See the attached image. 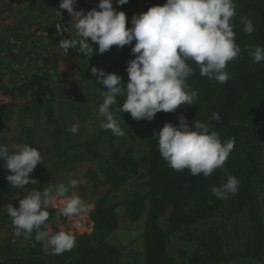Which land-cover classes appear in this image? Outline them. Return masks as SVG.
<instances>
[{
  "label": "rangeland",
  "instance_id": "1",
  "mask_svg": "<svg viewBox=\"0 0 264 264\" xmlns=\"http://www.w3.org/2000/svg\"><path fill=\"white\" fill-rule=\"evenodd\" d=\"M165 2L152 0L138 14ZM235 4L236 16L230 23L241 53L227 62L225 68L233 89V101L225 112V127L214 129L217 120H211L213 112L219 114L226 106L224 84L202 77L198 67L189 61L194 71L186 83L197 92L195 104L180 105L173 112L160 111L151 121L136 120L128 112L118 111L126 97L117 96V104L111 106V111L124 135L117 137L110 130H103L100 127L103 118L97 116V111L105 88L92 75L91 68L115 73L122 84L127 83L126 65L135 58L131 52L135 41L123 47L112 46L99 54L98 45L89 38L93 48L90 57L76 51L68 76L47 96L36 102L12 105L3 117L0 144L7 145L10 151L13 144H28L38 148L42 157L41 164L29 174L37 183L10 190H15L14 204L34 188L43 190L51 181L73 173V179L82 181L74 191L91 206L90 212L97 209L98 219L104 218L105 212L107 219V211L114 214L116 229L106 241L118 249L121 263L144 264L145 216H132L148 208L150 196L169 193L171 205L165 208L158 224L170 232L169 253L177 264H186L188 258H200L202 264H264V61L254 64L246 50L257 45L264 47V30L260 32L264 0H235ZM51 9L60 11L55 6ZM241 16L255 25L251 35L243 32ZM126 27H132L131 19L126 20ZM181 116L189 126L195 120L210 122V131L217 132L222 142L235 139L234 149L223 167L207 177L191 176L187 169L174 171L158 152L153 133L164 123L178 127ZM74 124L78 125L75 134L68 131ZM10 174L0 161V182ZM229 175L240 181L237 193L229 194L225 200L216 198L210 187L220 186ZM244 185L259 214L261 225L256 231L239 200ZM1 193L4 195L6 191ZM12 200L0 205V213H7V205L13 206ZM64 229L69 230L65 226ZM203 239H211L214 245L218 240L225 258L222 263L213 253L204 258ZM33 243L31 249L5 247L4 253L9 258L2 264H52L39 242L34 239ZM70 259L71 256L62 261L58 258L53 264H66Z\"/></svg>",
  "mask_w": 264,
  "mask_h": 264
},
{
  "label": "clouds",
  "instance_id": "2",
  "mask_svg": "<svg viewBox=\"0 0 264 264\" xmlns=\"http://www.w3.org/2000/svg\"><path fill=\"white\" fill-rule=\"evenodd\" d=\"M127 2L116 0L117 5ZM75 6L76 0L59 3V9L66 10L75 20V35L59 41L58 46L64 53L72 48L90 57L93 48L89 38L98 45L99 54L112 46L123 47L135 41L131 47L135 58L126 65L127 83L122 84L121 77L115 73L91 68L92 75L105 88L97 111V116L103 118L100 127L117 137L124 135L111 111V106L117 104V96L126 97L118 106L120 113L128 112L133 119L151 121L160 111L168 113L180 105L195 104L197 92L186 83L194 71L189 61L198 67L202 77L224 84L230 78L225 71L227 62L237 59L241 53L230 23L236 16L235 0H166L163 6H151L146 12L133 15L130 28L126 27L125 13L114 9L112 0H99L87 12L75 11ZM55 12L61 17V11ZM240 23L245 34L251 35L256 30L248 17L241 16ZM56 29L58 33L63 32L59 26ZM246 50L254 64L264 61V47L257 45ZM219 118L218 113H212L211 120ZM210 128V122L205 124L199 120L189 126L181 116L178 127L164 123L153 136L169 168L176 172L187 169L191 176L207 177L223 167L235 146L234 138L222 142L219 134ZM68 131L75 134L78 125H72ZM0 161L11 172L6 180L12 187L37 183L29 174L41 164L38 148L16 143L10 151L7 145L0 144ZM81 182L70 179L67 184L61 182L43 190L34 188L19 199L18 208L8 204L7 215L14 235L31 239L35 233V240L46 241L54 255L71 251L76 246L75 233L63 229L53 232L47 225L48 208L58 201L57 221L61 217L72 220L88 215L91 206L73 191ZM239 184L235 176L229 175L220 186H211L210 192L225 200L229 194L237 193Z\"/></svg>",
  "mask_w": 264,
  "mask_h": 264
},
{
  "label": "crops",
  "instance_id": "3",
  "mask_svg": "<svg viewBox=\"0 0 264 264\" xmlns=\"http://www.w3.org/2000/svg\"><path fill=\"white\" fill-rule=\"evenodd\" d=\"M151 1L128 0L124 5H117L112 0V5L129 20ZM59 3L60 0H0V104L20 105L41 100L68 76L76 50L69 48L66 54L58 44L61 39L75 35V20L66 10L60 9L61 17L52 12L51 7H59ZM98 3L99 0H76L74 10L87 12ZM57 26L63 32L58 33ZM37 82L41 85L39 90L35 88ZM68 176L51 181L47 187L61 182L67 184L74 175ZM48 211H52L48 227L53 232L64 230L65 217L57 221V211L51 207ZM13 236L12 224L0 222V264L9 258L4 253L5 247L14 246V250L34 247L35 233L31 239L21 235L16 245L10 244ZM39 245L45 255L51 254L46 241H39Z\"/></svg>",
  "mask_w": 264,
  "mask_h": 264
},
{
  "label": "trees",
  "instance_id": "4",
  "mask_svg": "<svg viewBox=\"0 0 264 264\" xmlns=\"http://www.w3.org/2000/svg\"><path fill=\"white\" fill-rule=\"evenodd\" d=\"M264 30V14H260V32ZM227 91L226 106L219 113V120L216 121L213 128H223L227 125V119L225 118V112L229 105L233 101V89L229 80L224 83ZM13 104L1 103L0 104V124L3 121V117L7 110ZM13 187L8 185L7 180L0 182V205L7 203L10 199H13V207L18 208L19 202L14 204L16 199L15 190L10 192ZM3 191L6 193L3 195ZM169 191V190H168ZM169 193H162L158 196H150L148 198V208L137 215H133V218H138L142 215L145 216V222L143 227L142 244H143V263L144 264H177L169 253L170 245V232L169 230L163 229L158 224V219L163 215L165 208L171 205ZM240 202L245 207L246 216L252 228L256 231L260 228L261 222L255 203L252 199L251 193L246 185L242 187L240 192ZM50 215L52 211H49ZM49 215V217H50ZM97 209L90 212L89 219L92 223V230L89 234H84L76 239V246L71 251H65L63 254L45 255L51 263L58 258L61 261L68 256H71L70 260L66 261V264H122L120 260V252L118 249L107 243L106 239L111 232L116 229V218L114 214L107 211V219H104L106 212L103 213L104 218H97ZM0 222L3 224H11L10 218L7 213H0ZM210 240H202L203 255L204 258L210 254H214L222 263L225 258L222 253L221 247ZM220 244V243H219ZM212 248H215L213 250ZM203 261V260H202ZM200 258H188L186 264H202Z\"/></svg>",
  "mask_w": 264,
  "mask_h": 264
},
{
  "label": "built area",
  "instance_id": "5",
  "mask_svg": "<svg viewBox=\"0 0 264 264\" xmlns=\"http://www.w3.org/2000/svg\"><path fill=\"white\" fill-rule=\"evenodd\" d=\"M35 88L37 90H39L41 88L40 82H37V84H35ZM58 201L55 202V204L51 207L52 210L56 211L58 209ZM64 226L68 227L69 230L68 231H72L73 233H75L76 235V239L84 234H89V232H91L92 230V223L89 219V217L86 216H80V217H76L72 220H69L67 218L64 219ZM65 230V229H64ZM66 231V230H65ZM20 236H13L10 239V244L11 245H16L17 240Z\"/></svg>",
  "mask_w": 264,
  "mask_h": 264
}]
</instances>
